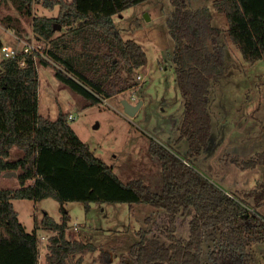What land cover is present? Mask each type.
Returning a JSON list of instances; mask_svg holds the SVG:
<instances>
[{"label":"trees","instance_id":"1","mask_svg":"<svg viewBox=\"0 0 264 264\" xmlns=\"http://www.w3.org/2000/svg\"><path fill=\"white\" fill-rule=\"evenodd\" d=\"M144 1L10 0L20 17H32L34 4L49 11L57 8V14L31 19L33 34L45 42L42 56L20 52L0 60V173L14 171L18 182L15 189H0V264L70 260L81 264L83 256L97 248L68 237V202L81 203L85 212L102 202L129 207L143 203L162 210L164 221L151 229L150 217L145 218L146 226L135 231L137 241L118 264H247L251 246L264 241V220L247 209L252 208L247 199L255 205L264 199V174L254 189L238 197L214 185L192 164L210 142L212 81L229 68L219 42L221 30L212 25L207 7L192 9L186 0H170L173 11L166 26L174 42L175 80L184 101L177 140L185 139L187 150L181 157L150 141L148 154L160 165L154 188L139 178L121 182L77 136L68 114L59 112L54 120L38 114L37 63L53 65L54 77L85 107L100 105L137 85L135 74L146 65V54L140 44L122 38L112 18ZM212 7L225 16L227 36L242 58L249 63L264 61V0H213ZM1 23L22 35L18 17L6 15ZM56 25L63 31L54 29ZM21 60L24 66L19 65ZM12 148L21 155L12 157ZM231 160L243 169L264 166V151L245 161ZM46 198L58 203L59 221L44 212L40 224L27 232L12 200ZM179 219L184 221L182 232ZM38 229L48 234L43 263ZM209 239L205 262L203 246ZM99 259L107 262L106 251L100 250Z\"/></svg>","mask_w":264,"mask_h":264},{"label":"rangeland","instance_id":"2","mask_svg":"<svg viewBox=\"0 0 264 264\" xmlns=\"http://www.w3.org/2000/svg\"><path fill=\"white\" fill-rule=\"evenodd\" d=\"M212 2L186 0L192 9L207 7L210 10L212 25L221 30L219 42L224 47L225 63L229 65L224 75L212 81L208 103L212 124L210 142L192 164L221 190L241 197L243 192L254 189L264 174V166L243 169L231 160L245 161L264 151V61L249 63L242 58L227 36L225 16L212 7ZM56 9L49 11L34 4L32 14L54 17ZM172 11L170 0H147L113 16L122 38L140 44L147 63L136 71L135 87L100 105L85 107L78 95L54 77L53 65H36L38 114L49 120H54L59 112L71 114L74 118L68 122L77 136L89 145L96 157L112 167L123 183L139 178L154 188L159 182L160 165L147 150L151 140L169 147L181 157L186 154L187 141L177 140L184 101L175 80L174 42L166 26ZM6 15H17L10 0L0 4V20ZM22 20V39L39 45L41 51L45 42L33 34L31 17ZM59 29L63 31V28ZM10 32L0 26L1 42L20 48ZM123 100L131 105L141 104L132 116H128ZM11 153L14 158L21 155L16 148H12ZM17 187L15 177L5 178L0 173V189ZM247 202L264 220V199L257 205L251 199ZM12 205L27 232L40 224L44 212L56 221L60 219L59 205L52 198L40 201L14 199ZM65 209L70 217L68 237L89 241L97 248L86 253L81 264H118L119 257H126L130 246L137 241L135 231L146 226L145 218L150 217L147 226L151 229L164 221L161 209L143 203H134L132 207L126 203H93L85 212L81 203L68 202ZM178 227L182 232L183 219L178 220ZM37 237L39 263H43L48 234L38 229ZM209 243H212L210 239L203 246L205 262L208 261ZM250 249L252 259L247 264H264V241L254 243ZM100 250L106 251V263L100 262ZM70 264H73L72 260Z\"/></svg>","mask_w":264,"mask_h":264},{"label":"built area","instance_id":"3","mask_svg":"<svg viewBox=\"0 0 264 264\" xmlns=\"http://www.w3.org/2000/svg\"><path fill=\"white\" fill-rule=\"evenodd\" d=\"M41 47H39V45H35V44H32V43H28V42H25L23 43V45L20 47V48H16V47H13V46H10V45H2L1 48H0V53H1V56H2V59H13L15 58L20 52L22 53H38L42 56V50L40 51ZM36 59V58H35ZM24 61L21 60L19 61V65L20 66H24ZM140 79V77H138ZM106 100V99H105ZM103 100V101H105ZM73 116L71 114L68 115L67 119L68 121H71L73 120ZM248 210L250 211H254L253 208H248Z\"/></svg>","mask_w":264,"mask_h":264},{"label":"water","instance_id":"4","mask_svg":"<svg viewBox=\"0 0 264 264\" xmlns=\"http://www.w3.org/2000/svg\"><path fill=\"white\" fill-rule=\"evenodd\" d=\"M59 28H60V26L57 25L54 29H59ZM140 104L141 103H139L137 105H131L125 100L122 101L124 111H125L126 115H128V116H132L136 112V110L139 108ZM3 177H5V178L16 177V172H14V171L4 172Z\"/></svg>","mask_w":264,"mask_h":264},{"label":"crops","instance_id":"5","mask_svg":"<svg viewBox=\"0 0 264 264\" xmlns=\"http://www.w3.org/2000/svg\"><path fill=\"white\" fill-rule=\"evenodd\" d=\"M4 0H2L1 1V3L3 2ZM57 10V9H56ZM17 12V11H16ZM56 14H57V11H56ZM37 17L36 15H34V14H32V17H31V19L33 18V17ZM5 17V16H4ZM12 17V16H11ZM13 17H18L19 19H20V22L21 21H23L22 20V18H24V17H20L19 15H18V13H17V15H14ZM46 17H52V16H46ZM3 18V17H2ZM1 21V20H0ZM3 29H5V30H9V31H11L12 32V36L19 42V44H20V46H22L23 45V43H25L27 40H24V39H22V35L21 36H18V35H16L15 34V32L13 31V29H11V28H6V27H4L3 26V24L1 23V25H0ZM22 26V25H21ZM10 32V33H11ZM26 32V31H25ZM33 32V31H32ZM24 33V29H23V31H22V34ZM0 43H1V45H6V44H4L3 42H1V40H0ZM107 100V99H106ZM69 115V114H68ZM71 126V125H70Z\"/></svg>","mask_w":264,"mask_h":264}]
</instances>
